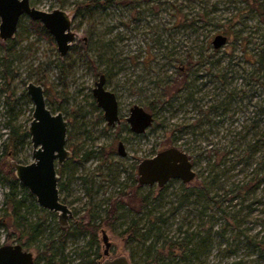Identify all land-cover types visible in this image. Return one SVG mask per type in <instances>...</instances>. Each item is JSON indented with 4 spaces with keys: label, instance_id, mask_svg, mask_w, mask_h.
I'll return each mask as SVG.
<instances>
[{
    "label": "rangeland",
    "instance_id": "374dc122",
    "mask_svg": "<svg viewBox=\"0 0 264 264\" xmlns=\"http://www.w3.org/2000/svg\"><path fill=\"white\" fill-rule=\"evenodd\" d=\"M80 1L32 0V5L45 11L63 9L72 19L77 36L66 57L60 56L54 39L50 41L35 32L27 16L21 19L23 28L18 29L14 38L8 41L0 38L1 72L5 70L2 57L7 53L6 46L15 45L8 83L9 102L15 105V111L8 113L0 91V153L8 133L6 123L12 115L18 117L15 123L29 128L34 103L27 92V85L30 82L39 84L44 89L48 107L64 112L70 123L68 148L77 150L82 147L68 161L70 166L66 171L60 172L61 181L68 180L72 189L66 201L75 213L74 219H70L71 225L88 221V214L96 203L105 201L106 204L107 200H116L127 205L118 210L121 215L118 219L103 226L112 243L111 258L126 256L130 264H134L133 259L139 264H146V247L138 240H130L126 229L132 219L142 218L149 212L166 219L168 223H160L165 236L179 237L182 230H188L201 233V237H209L202 243L205 247L200 248L199 258L190 259L193 255H189L185 261L177 259L179 264H264V258L259 256L260 248L255 244L264 240V146L254 152L246 149L261 134L262 127L257 129L251 125L254 120L263 119L260 105L264 99V88L255 77L251 78L252 67L244 59L240 41L223 32H216L241 3L209 0V8H213L214 4L218 7L213 15L214 21L206 26L201 21L197 24L198 30L194 31L193 27L171 28L174 19L165 9L180 5L186 7V11L190 4L199 9L202 0H136L133 5L121 2L85 17L77 12V2ZM247 30L250 31L251 27ZM248 31L243 34H249ZM92 32L96 35L90 39L91 49L87 51L84 39ZM219 34L226 35L228 41L216 51L213 40ZM206 36H209L208 47ZM108 39H113L115 43L112 48L105 47L109 55L106 58L111 59L113 55L112 62L106 65L98 59V54L105 49L98 46H103ZM260 42L259 34L251 33L246 42L247 50L254 52ZM73 59L76 61L71 65ZM90 60L95 61L96 69L90 67ZM105 69L115 72L110 78V85H120L123 112L126 114L132 102L143 105L153 103L156 107L155 122L144 135L131 139L126 157L116 156L111 164H104V155L99 152L80 163L84 152L94 149L92 145H97L95 149L108 148L113 133L119 132L109 129L108 135H101L100 129L96 128L93 133L96 139H88L86 133L81 134L84 130L82 122L74 123L69 116L75 111L82 113L90 109L94 82L98 80L99 71ZM219 70L228 74V85L219 82ZM185 82L190 88H185ZM228 87L239 91L235 100L228 99V110H216L209 118L203 119V124L196 123L211 104L216 105L225 99ZM191 92L193 96L189 97ZM242 95L244 98L241 100ZM89 120V126L90 123L95 124L94 117ZM173 146L186 151L194 164L196 178L186 185L208 183L209 198L196 200L190 197L185 202L182 191L185 183L173 179L164 187L155 184L139 190L140 197L150 196L147 212L140 199L133 198L135 192L131 189V177H137L139 161ZM214 149L220 150L218 157L209 152ZM17 160L25 164L33 161L31 141ZM88 188L92 189V196ZM6 191L7 187L0 182V215L4 213L2 200ZM66 196V193H61L62 199ZM55 218L58 220L57 214ZM47 219L54 225L48 214ZM146 219L143 218L141 225ZM10 233L12 240L8 241ZM19 235L20 230L15 227L0 228V246L17 243ZM87 242L85 234L69 236L66 264L80 263L79 254ZM151 242L156 241L150 240L147 245ZM99 244L102 254L104 244L101 232ZM161 244L162 241L158 242L159 246ZM261 246L264 248V244ZM27 250L33 252L38 264H44V261L39 262L41 256L35 246H29Z\"/></svg>",
    "mask_w": 264,
    "mask_h": 264
},
{
    "label": "trees",
    "instance_id": "16d2710c",
    "mask_svg": "<svg viewBox=\"0 0 264 264\" xmlns=\"http://www.w3.org/2000/svg\"><path fill=\"white\" fill-rule=\"evenodd\" d=\"M121 2L125 5H133L136 0H82L77 2V12L81 16L85 17L86 15H92L96 12L105 11L109 9L111 5ZM201 2L202 4L199 9H196L195 6L192 7L190 4L189 7H187L189 9L186 11V7L180 5H171V7H167L165 10L174 19L171 28L189 29L193 27L194 31H197V24L201 21L205 23L203 26L212 24L214 21L213 19L215 18L213 15L218 10L217 4H214L213 8H209V0H202ZM230 2H238L241 4L234 8L230 14L231 17L227 19L225 24L221 25L219 28L217 27L218 29L216 32H223L236 41H240L239 43L243 50L244 59L252 67L250 72L251 78L255 77L259 84L264 88V0H232ZM30 22L32 28L37 34L43 38L53 41L52 35L40 21H34L31 19ZM252 22H254L255 25ZM250 27L251 30L248 31L247 29ZM22 28L23 24L22 21H20L19 29ZM168 28L171 29L170 27ZM111 29L112 27L109 28V31H111ZM244 31H248L249 34L244 35ZM251 33L259 34V37L262 39V42L259 43V47H257L254 52L248 51L246 47L247 39ZM95 35V32H92L90 34V39L94 38ZM114 43L115 41L113 39H108L106 43H103V46L100 45L98 47H103L105 49V47L108 46L109 48H112V44ZM205 43L208 47L210 43L209 36H206ZM14 48V44L7 45V53L4 57H2V64L5 68L4 71L7 73L8 77L11 76L12 73L11 66L14 61ZM215 50L218 51L219 49L215 48ZM98 55L99 61L105 62L106 65H109L112 62L111 60L113 55L111 59L106 58V55H108V48L107 50L105 49V52H100ZM199 60L202 61V59ZM75 61L76 59H73L70 64L72 65ZM94 66H96L95 61L90 60V67L96 69ZM110 71L112 70L110 69ZM61 73L63 76L64 65L61 66ZM227 75V73H222L220 70L217 71L219 82L228 85ZM184 86L185 88L189 87V83L185 82ZM227 93L226 97H224L225 99L218 101L216 105L211 104L206 111H204V116L196 123L203 124L205 122L203 119L209 118V116L216 110L226 112L228 110V99L235 100L239 91L229 89L228 87ZM192 96L193 93L191 92V96L189 97ZM243 98L244 96L242 95L241 100ZM6 99L8 113L10 111L13 113V111H15V105L12 106L10 104L8 96ZM261 103L260 109L263 119L260 118L254 120L252 122L253 125H251L257 129L262 127L261 134L254 143L246 147L247 151L251 152H254L264 146V99ZM151 109L156 113L155 106ZM17 118L18 117L15 115H12L6 123L8 133L6 140L2 144L0 153V182L7 187V191L5 192L2 200L4 213L0 215V228L9 229L10 227H15L17 230H20V235L17 237V243L21 244L25 249L29 246H35L38 252H40L39 254L41 257H39V262L41 263L44 261V264H66L68 257L66 249L69 236L85 234L88 236V242L82 248L81 254H79V264H97V258H99L100 255L97 247L99 229L102 227V223L108 224L109 221L116 218L118 219L119 216H116V212L119 209L125 208L127 206L126 203L118 202L116 200L112 202L108 201L106 204H103L102 202L96 203L95 206H93V211L89 212V219L86 223L81 222L76 226L71 225L68 229L62 228L59 221L55 218L56 213L40 207L37 203L36 197L25 185H23L22 182L18 180L14 169L7 164V160H17V157L31 141L28 128L15 123ZM207 121H211V119H208ZM209 152H214L212 156L216 155V157H218L221 153L220 150L216 149ZM259 180L260 179H258L257 182H259ZM209 188L210 186L206 182L202 183L200 186H187L186 184H183L182 191L185 199L184 201L187 202L186 200L190 197H193L196 200H200L202 197L209 198ZM131 189L135 192L133 198H137V200L140 199V203L144 206L145 210L147 209L148 212L149 209L147 208L148 203H146V195L140 197L138 194L139 190H137L136 186H132ZM91 191L92 189L88 188V193L92 196ZM91 199L93 200V197H91ZM210 199L212 200L211 197ZM47 214L52 218L51 221L54 222V225L48 223ZM144 217L147 219L141 225ZM144 217L132 219L131 224L128 225L126 229V232L130 234V240H138L139 243L146 247V257L144 258V262L146 264H179L177 259H183L185 261L189 258V255H193L190 259H197L201 254L200 248L202 246L205 247L202 243L204 244L205 241L209 239V237H201V233L188 230H182V235L179 237L165 236L163 232H161L162 225L160 223L166 224L168 222H166V219H164L162 215H152L148 212ZM7 240H12V233L8 234ZM150 240H155L156 242H151L147 245ZM160 241H162V244L159 246L158 242ZM255 244L260 248V250L258 249L259 256L264 258V248L261 246V244H264V240L262 239L260 243L258 242ZM94 246L97 248L95 251H92ZM94 255L95 257H93ZM133 261L134 264H139L134 259ZM238 263L241 264V262ZM36 264H38L37 261Z\"/></svg>",
    "mask_w": 264,
    "mask_h": 264
},
{
    "label": "water",
    "instance_id": "95a60500",
    "mask_svg": "<svg viewBox=\"0 0 264 264\" xmlns=\"http://www.w3.org/2000/svg\"><path fill=\"white\" fill-rule=\"evenodd\" d=\"M27 16L41 24L53 36L61 56L69 53L76 39L73 22L69 14L60 8L45 11L31 5L30 0H0V38L8 41L15 37L21 17ZM228 37L217 35L213 40L216 49L225 45ZM105 77L102 75L96 83L94 94L100 106L105 110V117L110 125L118 120L117 101L114 93L104 88ZM27 92L33 103V118L28 128L33 161L21 163L10 159L7 164L15 171L20 182L36 197L40 207L58 213V221L62 228L69 226L73 213L60 198L57 169L71 157L67 149L68 123L61 112H53L47 105L44 89L41 85L30 82ZM132 130L145 132L155 122L153 114L141 106H134L128 118ZM139 182L143 185L164 187L169 181L179 179L190 183L196 178L194 164L189 154L178 148L169 147L156 155L142 160L138 167ZM105 255H110L111 241L106 231H103ZM0 264H35V255L19 243H7L0 246ZM101 264H130L128 257L118 256L107 258Z\"/></svg>",
    "mask_w": 264,
    "mask_h": 264
},
{
    "label": "flooded vegetation",
    "instance_id": "af4514ba",
    "mask_svg": "<svg viewBox=\"0 0 264 264\" xmlns=\"http://www.w3.org/2000/svg\"><path fill=\"white\" fill-rule=\"evenodd\" d=\"M30 3L32 5V0H30ZM34 6V5H33ZM36 7V6H35ZM24 17V16H23ZM21 17V19L23 18ZM73 22V21H72ZM53 37V36H52ZM54 39V38H53ZM84 47L87 48L86 50H90L91 49V44H90V37H88L87 39L85 38L84 39ZM71 49V48H70ZM70 53V51H69ZM69 53L65 56H62V57H66L69 55ZM61 56V55H60ZM183 69V68H182ZM115 74L114 71H110V70H104V71H99L98 73V80H96L94 82V87L92 88V91H91V95L90 97L92 98L91 102H89V108L90 109H87V111L85 112H79V111H75L74 113L72 114H69L70 118H72L74 121V123H78V122H82L83 126H84V130L81 131V134H84L86 133V138L88 139H96V137L94 138L93 137V133H94V130H96V128H98L99 130V134L101 133V135H108V132L110 131L109 129H113V130H119L118 133H113V140H112V143L111 145H109V147H100V149H95V147H93L94 145H92L91 148H94V149H87L85 152H84V155L82 156V158L79 160V162L81 163L82 160L86 159V158H89V157H93V155H98V153H103L104 155V164H111L110 162L112 160H114V158L116 156H120L121 158H124L128 155V152H127V145L130 144L131 142V139L132 138H136V137H140L142 135H144L148 130L149 128H151L152 126L148 127L145 132H142V133H137L135 131L132 130V126L130 124V122L128 121V118L130 117L131 115V110L134 106L138 105V106H141L145 109V111L151 113L154 115L155 117V112L154 110H152L151 108L154 107V104L151 103L150 105H143L141 103H137V102H132V103H129V108L128 110L126 111V114L123 112V108H122V102H121V94L119 92V89H120V85L118 86H111L110 83L112 84V80L110 79L113 75ZM104 76L105 77V84H104V88L105 90L107 91H111L112 93H114L115 95V98H116V101H117V116H118V120L115 121V124L114 125H110L109 122L107 121L106 117H105V113H106V110L99 105L98 101H97V98L94 94V89L96 88V83L100 80V77L101 76ZM0 76H1V96H2V102L7 104V99L6 97L8 96V83H9V77L7 75V73L3 70L2 72L0 71ZM63 80V83H64V79ZM118 87V88H117ZM52 110V109H51ZM53 112H61L64 117H65V120L67 121L68 123V132H67V149L71 152V157L68 158L64 164L62 166H60L58 169H57V173L58 175L60 176V180H59V192H60V198H61V193L64 192L67 194L66 197H64L63 199L61 198V201L65 204L66 201H68V195L71 193V190L70 189V185H68L67 181H61V175H60V172H64L66 171V169L70 166V164L68 163V161H71V159L73 158V156L75 155L76 151H78L79 149L77 150H70L68 148V141H69V132H70V123L69 121L67 120L66 118V115L64 114V112L62 111H54L52 110ZM91 117H94L95 118V124H91V126L88 125V121H90L89 119ZM91 122V121H90ZM74 128H76V126H74ZM117 132V131H116ZM98 134V135H99ZM100 137V135H99ZM74 144V143H72ZM95 144V143H94ZM73 147V146H72ZM146 159V158H144ZM142 159V160H144ZM141 160V161H142ZM8 161V160H7ZM138 162V165H137V168H136V176L137 177H131L132 180V185L131 186H136L137 190H140L143 188V186H153V185H143L139 182V173H138V167H139V164L140 162ZM70 181V180H69ZM62 184V185H61ZM186 184V183H185ZM149 195L146 194V203L149 204ZM109 200H107L106 202H108ZM111 201V200H110ZM109 201V202H110ZM103 204H105V201H102ZM68 205V204H67ZM95 206V205H94ZM148 206V205H147ZM69 207V206H68ZM121 210V209H119ZM72 211V210H71ZM118 212V211H117ZM116 212V216L120 217L121 215L118 214ZM56 213V212H55ZM73 213V217L70 218V219H74L75 217V213L72 211ZM57 216H58V213H56ZM69 219V226L67 227V229L71 226V221ZM87 221H85L84 223H86ZM103 226H105V223H102V227L99 229V232H98V249H99V258H97V264H101L103 261H105L107 258L109 259H112L109 256H106L104 251H105V243L103 241V231H106L105 228H103ZM101 232L102 234V241H103V244H104V250H103V253L101 254L100 252V244H99V233ZM112 246V245H111ZM96 246H94V248L92 249V251L96 250L97 248ZM89 248V246H88ZM111 249V248H110ZM95 257V255L93 256ZM115 258V257H114ZM35 264H36V259H35Z\"/></svg>",
    "mask_w": 264,
    "mask_h": 264
}]
</instances>
